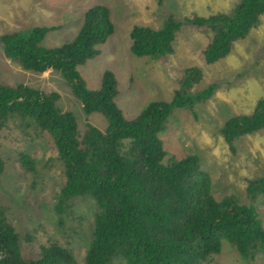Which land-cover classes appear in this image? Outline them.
Returning a JSON list of instances; mask_svg holds the SVG:
<instances>
[{"label":"trees","instance_id":"16d2710c","mask_svg":"<svg viewBox=\"0 0 264 264\" xmlns=\"http://www.w3.org/2000/svg\"><path fill=\"white\" fill-rule=\"evenodd\" d=\"M262 15L264 0H241L231 13L188 17L186 22L214 31L203 51L206 64L213 65L231 53L235 42L252 33ZM182 27L183 22L173 16L159 30L135 26L131 51L138 57L171 54ZM50 29L55 28L38 27L29 34L4 35L5 55L27 71H60L85 112L105 116L108 130L102 132L88 125L84 137L79 138L76 117L59 108V94L25 84L0 86V126L13 115L30 116L39 128L55 137L67 177L56 197L58 214L71 209L74 199L95 200L98 211L85 264H200L220 254L224 241L245 259L264 251L259 210L264 177L249 182L252 203H244L235 195L218 200L213 194L212 176L202 168L199 156L189 155L168 165L163 162L167 150L160 134L174 108L193 109L196 101L208 99L216 90V85H210L195 97L187 93L203 82L204 69L197 65L186 68L171 102H152L141 115L129 120L117 103L120 91L114 72H104L98 90L88 89L79 73V68L98 56V47L115 33L110 8L98 5L88 10L76 39L61 47L42 46ZM263 128L261 99L252 114L230 118L223 134L235 151L237 139ZM122 140H131L127 156L120 151ZM20 161L26 170L34 169L35 161L28 154H21ZM3 170L0 157V174ZM75 262L74 252L57 243L43 246L37 259L25 258L20 233L0 209V264Z\"/></svg>","mask_w":264,"mask_h":264},{"label":"rangeland","instance_id":"374dc122","mask_svg":"<svg viewBox=\"0 0 264 264\" xmlns=\"http://www.w3.org/2000/svg\"><path fill=\"white\" fill-rule=\"evenodd\" d=\"M240 1L0 0V86L25 84L46 93L55 92L60 96L59 108L76 117L79 138L84 137L88 125L106 132L109 123L105 116L87 114L60 71L24 70L7 58L1 38L13 33L29 34L38 27L55 28L48 31L41 44L46 48L61 47L76 39L88 10L108 6L115 33L98 47V56L79 68L87 88L100 89L104 72H114L120 91L118 106L132 120L152 102H171L184 70L201 66L205 73L203 82L187 93L195 97L210 85H216V90L208 99L196 101L193 109L174 108L160 134L167 150L163 162L168 165L197 155L202 168L212 176L216 199L235 195L250 204L253 201L247 191L249 182L264 177V128L237 139L235 151L227 144L223 130L230 118L252 114L258 101L264 99V15L247 38L235 42L231 53L213 65L206 64L203 51L214 31L186 22L188 17L231 13ZM171 16L183 22L174 51L162 57L135 56L131 51L132 29L147 26L159 30ZM130 149L131 140L120 142L123 155L127 156ZM21 154H28L35 161L32 171L23 167ZM0 157L4 162L0 209L21 235L24 257L37 259L43 246L57 243L74 252L75 264H85L98 209L93 198L84 197L72 200V208L65 214L56 212V197L67 177L55 137L39 128L30 116L13 115L0 126ZM259 200L264 226V195ZM200 264H264V251L245 259L224 241L220 254Z\"/></svg>","mask_w":264,"mask_h":264}]
</instances>
